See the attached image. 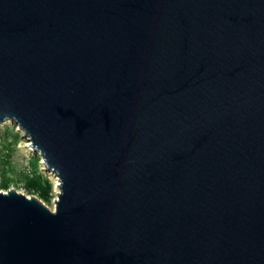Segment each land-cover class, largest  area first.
<instances>
[{
	"label": "water",
	"instance_id": "1",
	"mask_svg": "<svg viewBox=\"0 0 264 264\" xmlns=\"http://www.w3.org/2000/svg\"><path fill=\"white\" fill-rule=\"evenodd\" d=\"M6 121L0 264H264V0H0Z\"/></svg>",
	"mask_w": 264,
	"mask_h": 264
},
{
	"label": "rangeland",
	"instance_id": "2",
	"mask_svg": "<svg viewBox=\"0 0 264 264\" xmlns=\"http://www.w3.org/2000/svg\"><path fill=\"white\" fill-rule=\"evenodd\" d=\"M29 140L24 137L22 131L16 124L10 121H6L4 124H0V181L3 179L2 171L7 172V177L13 178L8 190H16L17 192L23 193L27 196L36 195L27 194L22 186V176L25 173L31 172L30 162L33 159L37 160L38 172L46 177L52 185V195L49 203L42 202L47 208L53 210L55 207V200L57 198L56 193V180L53 174L42 165V160L39 154L35 150H30ZM8 152V157L3 156ZM8 161V165L4 162Z\"/></svg>",
	"mask_w": 264,
	"mask_h": 264
},
{
	"label": "trees",
	"instance_id": "3",
	"mask_svg": "<svg viewBox=\"0 0 264 264\" xmlns=\"http://www.w3.org/2000/svg\"><path fill=\"white\" fill-rule=\"evenodd\" d=\"M8 157V152L3 156V158ZM37 158L31 160V172L25 173L22 176V186L27 194L36 195L38 199L42 202L49 203L52 195V185L50 181L42 176L37 170ZM8 165V161L4 162ZM3 179L0 181V190L6 191L9 189L13 178L7 177V172L2 171Z\"/></svg>",
	"mask_w": 264,
	"mask_h": 264
},
{
	"label": "bare ground",
	"instance_id": "4",
	"mask_svg": "<svg viewBox=\"0 0 264 264\" xmlns=\"http://www.w3.org/2000/svg\"><path fill=\"white\" fill-rule=\"evenodd\" d=\"M29 148H30V150H34L32 147H31V145H30V143H29ZM42 165L44 166V164L42 163ZM53 176H54V178H55V180H56V193H57V195H58V193H59V184H58V179H57V177L53 174ZM56 200H57V198H56ZM56 200H55V202H56ZM55 202H54V204H55Z\"/></svg>",
	"mask_w": 264,
	"mask_h": 264
}]
</instances>
